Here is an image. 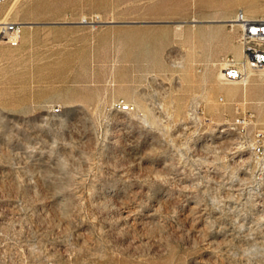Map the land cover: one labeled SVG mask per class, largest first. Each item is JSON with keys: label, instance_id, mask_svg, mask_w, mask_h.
Segmentation results:
<instances>
[{"label": "rangeland", "instance_id": "obj_1", "mask_svg": "<svg viewBox=\"0 0 264 264\" xmlns=\"http://www.w3.org/2000/svg\"><path fill=\"white\" fill-rule=\"evenodd\" d=\"M240 10L264 0L0 4L26 25L0 40V264H264V72L219 76Z\"/></svg>", "mask_w": 264, "mask_h": 264}, {"label": "built area", "instance_id": "obj_2", "mask_svg": "<svg viewBox=\"0 0 264 264\" xmlns=\"http://www.w3.org/2000/svg\"><path fill=\"white\" fill-rule=\"evenodd\" d=\"M5 2L6 0H0V4ZM235 19L240 27L241 57L228 58L223 70V81L246 84L251 73L264 72V19L250 18L243 10L237 13ZM23 27L24 25L20 22L0 23V40L17 46L22 36ZM223 100L224 98L221 97V101ZM122 106L131 108L130 104L123 103ZM250 125H253L251 115L239 116L233 123V127L240 130H245ZM248 147L252 149V154L262 161L264 168V127H256Z\"/></svg>", "mask_w": 264, "mask_h": 264}, {"label": "bare ground", "instance_id": "obj_3", "mask_svg": "<svg viewBox=\"0 0 264 264\" xmlns=\"http://www.w3.org/2000/svg\"><path fill=\"white\" fill-rule=\"evenodd\" d=\"M232 26H239L238 22H236V19L235 18H231V19H228L227 20ZM4 22H8L7 20H0V23H4ZM82 22H87V21H82ZM24 26H26L24 23H23ZM241 57V53L239 52L238 53V58ZM224 67L221 68L220 70V73H219V76L222 78L223 77V73H224ZM219 77V78H220ZM225 84H227V88H226V91L228 93H230L231 95H237L239 93V89L238 88H235L233 86H231L232 84L236 83L234 81H228V82H224ZM229 85V86H228ZM122 109L125 110V111H128L129 108L128 107H125V106H122ZM223 131H226V130H223ZM252 150V149H251Z\"/></svg>", "mask_w": 264, "mask_h": 264}]
</instances>
